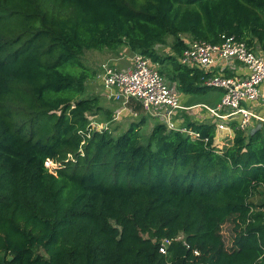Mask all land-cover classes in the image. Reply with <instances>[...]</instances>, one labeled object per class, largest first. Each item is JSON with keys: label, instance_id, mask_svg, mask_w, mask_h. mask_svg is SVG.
I'll return each instance as SVG.
<instances>
[{"label": "trees", "instance_id": "1", "mask_svg": "<svg viewBox=\"0 0 264 264\" xmlns=\"http://www.w3.org/2000/svg\"><path fill=\"white\" fill-rule=\"evenodd\" d=\"M223 35L264 56V0H0V264H264V205L251 202L264 123L224 149L216 124L192 120L199 139L161 123L144 143L145 120L118 136L93 128L114 114L86 96L98 75L85 51L126 48L178 91L222 98L203 85L213 73L179 58L186 37ZM170 36L171 53L158 50Z\"/></svg>", "mask_w": 264, "mask_h": 264}, {"label": "built area", "instance_id": "2", "mask_svg": "<svg viewBox=\"0 0 264 264\" xmlns=\"http://www.w3.org/2000/svg\"><path fill=\"white\" fill-rule=\"evenodd\" d=\"M221 44H210L205 41L186 40V48L179 58V63L190 69H198L206 73H213L203 79V85L213 89H222L224 95L216 107L204 106L213 119L218 122L231 116H240L239 130L252 131L253 119L258 120L259 125L264 123L261 118L248 109L245 104L258 102L261 98V86L264 83V56L254 52L235 37L222 36ZM132 65L126 70L114 69L109 64L102 65L103 74L98 78L108 98L121 103L123 109L132 102L140 103L153 117L159 118L171 130L189 134L194 139H199L200 134L188 129L186 126L179 128L178 120L174 121L177 111H187L190 108L180 103L179 95L172 88L171 82L161 75L158 67L153 65L150 59L135 54L131 58ZM238 63L244 66L249 74L246 77H227L224 75L227 66ZM221 68L220 72L215 69ZM225 112H228L225 114ZM118 116L115 120H117ZM108 124L93 125L98 131L108 129ZM258 127V125H257ZM220 129L224 125L220 123ZM218 127L216 128V130ZM207 141V140H206ZM54 165V162L48 160ZM47 166V165H46ZM54 168H47L54 173ZM182 236L176 240H182ZM172 240L165 239L160 247L161 254H167V248ZM198 255V252H195Z\"/></svg>", "mask_w": 264, "mask_h": 264}, {"label": "rangeland", "instance_id": "3", "mask_svg": "<svg viewBox=\"0 0 264 264\" xmlns=\"http://www.w3.org/2000/svg\"><path fill=\"white\" fill-rule=\"evenodd\" d=\"M188 38V37H186ZM174 41V38L170 36L168 38V45L165 47L159 46L158 50L164 52V53H171V46ZM118 52V53H117ZM120 52L122 53V56H120ZM135 54H132L128 49L121 48L120 50H111V49H92L85 51V53L81 56V62L85 66L86 72L93 73L96 72L97 75L100 74V76L103 74V68L102 65L109 64V67L114 69H120V70H126L128 67L132 65L131 58ZM111 58H115V61H111ZM79 70V69H78ZM77 70V71H78ZM90 81L87 84V92L86 96L89 95H95L99 96L101 98L103 107L107 108L108 110L112 111L114 114V120L109 125L110 129L112 130V133L115 136H118L119 134L124 133L127 131L132 123H139L142 120H145L144 125L142 126L141 133L143 135V142L146 143L148 137L151 134L152 129L158 125L163 123V121L159 118H155L152 115H150L140 103L132 102L126 110L123 109V106L121 103L115 102L108 98L107 93L103 89V87L100 84V78L91 76ZM172 88L178 92V95L180 98L183 97V95H187L185 93H182L181 91H178L176 89V86L174 83H172ZM211 93V92H210ZM209 93L205 95H190L192 97H205ZM222 100V98H221ZM200 112H204V108L200 107L199 109L196 108L194 110ZM118 112V114H117ZM189 111H176L174 115V121L178 120L180 122L182 121L181 116L184 118V125L188 120H194L193 116L187 115ZM196 114V113H195ZM118 116L117 120L116 117ZM103 115L99 114L97 117H92L91 120L94 121L93 125H97L96 121L102 120ZM105 124H103L104 126ZM186 126V125H185ZM220 145V144H219ZM220 147V146H219ZM49 168H54L56 165H54L51 162H48L46 164ZM251 202L254 204L260 206L264 205V187L258 189L252 199ZM222 236L225 241V245L227 250H230L232 248L233 238H234V225L233 221L227 222L223 228H222Z\"/></svg>", "mask_w": 264, "mask_h": 264}, {"label": "crops", "instance_id": "4", "mask_svg": "<svg viewBox=\"0 0 264 264\" xmlns=\"http://www.w3.org/2000/svg\"><path fill=\"white\" fill-rule=\"evenodd\" d=\"M185 39L188 40L187 38ZM120 56H122L121 52H120ZM110 60L116 62L115 58H111ZM220 70L221 68L219 67L215 69V71L217 72H220ZM226 71H229L230 75H232L233 77H246L249 74L248 70L244 66L238 63H231L230 65L227 66V69L225 70V72ZM100 84L102 86L101 81H100ZM261 93H262V96L258 100V102L247 103L245 104V106L248 109H250L252 112H254V114H256L257 116L264 118V83L261 86ZM179 99H180V103L182 106L190 108L188 110L189 112L187 113V115L193 116L194 118L193 121L209 122L212 124H216V126L218 127V129L216 130V138H215V142L217 146H220L221 149H224L225 147H229L231 145L236 135V131L239 130V124L241 121V117L231 116L227 118L226 120L218 122L216 119H213L211 115L208 113V111L206 110V108H204V106L216 107L221 102V96L218 91H213L209 93L207 96L201 97V98L192 97L190 95H183V97L182 98L179 97ZM200 107H203L205 111L200 112V113L198 111L194 112L196 108L199 109ZM226 113L228 112H225V114ZM181 118L183 122H180V121L179 122L184 124V118L182 116ZM220 123L224 125L223 129L219 128ZM252 123H253L252 127L253 126L256 127L257 125H259V122L256 119H253Z\"/></svg>", "mask_w": 264, "mask_h": 264}]
</instances>
